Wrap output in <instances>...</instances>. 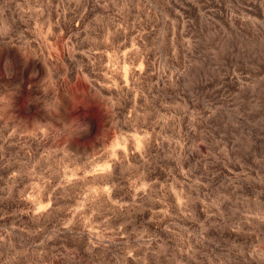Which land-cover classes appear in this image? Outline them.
Instances as JSON below:
<instances>
[{"label": "rangeland", "instance_id": "374dc122", "mask_svg": "<svg viewBox=\"0 0 264 264\" xmlns=\"http://www.w3.org/2000/svg\"><path fill=\"white\" fill-rule=\"evenodd\" d=\"M0 264H264V0H0Z\"/></svg>", "mask_w": 264, "mask_h": 264}]
</instances>
